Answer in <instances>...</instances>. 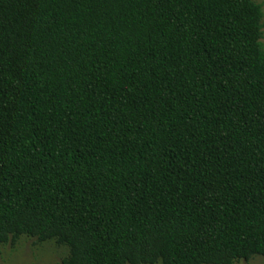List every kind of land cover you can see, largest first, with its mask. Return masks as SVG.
I'll use <instances>...</instances> for the list:
<instances>
[{
  "label": "trees",
  "instance_id": "obj_1",
  "mask_svg": "<svg viewBox=\"0 0 264 264\" xmlns=\"http://www.w3.org/2000/svg\"><path fill=\"white\" fill-rule=\"evenodd\" d=\"M263 18L254 0H0V248L264 258Z\"/></svg>",
  "mask_w": 264,
  "mask_h": 264
},
{
  "label": "rangeland",
  "instance_id": "obj_2",
  "mask_svg": "<svg viewBox=\"0 0 264 264\" xmlns=\"http://www.w3.org/2000/svg\"><path fill=\"white\" fill-rule=\"evenodd\" d=\"M254 1L262 6L264 13V0ZM262 44L264 47V28ZM67 255L68 249L53 241L38 243L36 239L22 237L14 246L9 243L0 248V264H62ZM237 264H264V258L254 257L248 262L240 261Z\"/></svg>",
  "mask_w": 264,
  "mask_h": 264
}]
</instances>
